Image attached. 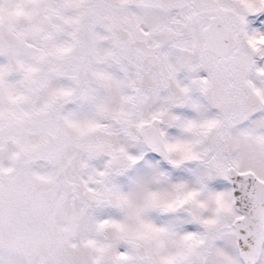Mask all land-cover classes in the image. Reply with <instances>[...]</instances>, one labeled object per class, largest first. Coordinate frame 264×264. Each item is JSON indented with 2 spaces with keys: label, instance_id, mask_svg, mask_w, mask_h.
Wrapping results in <instances>:
<instances>
[{
  "label": "snow or ice",
  "instance_id": "obj_1",
  "mask_svg": "<svg viewBox=\"0 0 264 264\" xmlns=\"http://www.w3.org/2000/svg\"><path fill=\"white\" fill-rule=\"evenodd\" d=\"M0 264H264V0H0Z\"/></svg>",
  "mask_w": 264,
  "mask_h": 264
}]
</instances>
